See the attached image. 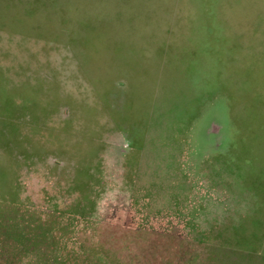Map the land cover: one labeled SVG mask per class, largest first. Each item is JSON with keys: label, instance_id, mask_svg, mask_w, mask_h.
Listing matches in <instances>:
<instances>
[{"label": "rangeland", "instance_id": "374dc122", "mask_svg": "<svg viewBox=\"0 0 264 264\" xmlns=\"http://www.w3.org/2000/svg\"><path fill=\"white\" fill-rule=\"evenodd\" d=\"M0 264H264V0H0Z\"/></svg>", "mask_w": 264, "mask_h": 264}]
</instances>
